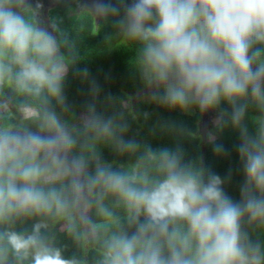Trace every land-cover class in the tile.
Masks as SVG:
<instances>
[{
    "label": "clouds",
    "instance_id": "clouds-1",
    "mask_svg": "<svg viewBox=\"0 0 264 264\" xmlns=\"http://www.w3.org/2000/svg\"><path fill=\"white\" fill-rule=\"evenodd\" d=\"M56 1L0 0V89L40 100L29 118L47 133L0 128V225L8 226L0 230V264L9 254L16 264H78L47 242L43 221L30 234L11 225L36 216L67 220L74 231L73 214L90 223L85 212L91 207L99 217L92 227L102 236L100 264H264V250L242 227L245 218L264 227V0H120L109 6L123 13L117 22L140 42L142 65L163 87L167 107L230 106V114L220 116L240 134L245 182L239 202L218 174L184 162L178 150L145 145L136 159L113 167L96 145L125 127L94 112L79 127L61 119L52 102L69 111L63 94L68 64L44 28L46 18L52 25ZM92 1L96 8L80 0L77 10L84 5L79 11L97 23L104 0ZM250 104L262 113L254 134L243 123ZM209 117L219 118L215 110ZM115 143L122 155L140 150L132 140ZM214 151L223 153V145ZM109 198L123 208V221Z\"/></svg>",
    "mask_w": 264,
    "mask_h": 264
},
{
    "label": "trees",
    "instance_id": "trees-1",
    "mask_svg": "<svg viewBox=\"0 0 264 264\" xmlns=\"http://www.w3.org/2000/svg\"><path fill=\"white\" fill-rule=\"evenodd\" d=\"M79 4L80 0H57L49 10L54 36L68 64L63 94L69 111L62 112L61 107L53 101L56 112L65 114L67 122L74 119L77 113H84L89 119L90 112H94L105 120H112L117 126L125 127L112 141L102 139L96 145L101 159L112 163L113 167L136 159L143 153L145 145L153 149L178 150L183 154L184 162L198 164L218 174L224 181L225 192L239 202L245 182L243 161L238 155L240 134L238 129L231 126L228 116L223 117V120L228 121L226 124H222L220 116L221 111L230 114V106L221 102L219 108L212 109L219 116L217 125L209 129L215 143L204 140L199 130L203 117L199 108L193 106L188 110H180L167 107L163 100V87L158 85L148 91L149 100L143 98L142 94L148 90L151 78L142 65V46L138 40L127 35L125 29L117 37L118 29L121 28L117 21L123 13H113L109 8L110 5H120L121 1L104 0L103 14L97 23L87 10L76 12ZM6 91L14 110L7 109L1 116L2 128L13 123L20 107L28 106L33 111L42 107L40 100L19 94L11 87L0 89V100ZM261 115L256 107L249 105L243 123L250 134H254L257 127L254 121ZM119 138L137 142L140 150L135 155H122L115 143ZM216 144L223 145V153L214 151ZM110 206L123 221V208L115 207L114 200ZM73 215L74 231L69 230L67 220L36 216L21 218L11 227L15 231L30 234L33 225L43 221L47 227L41 228V234L51 246L61 251L65 259H76L78 264H100L102 236L92 227L99 222L94 207L88 208L87 219L90 223L84 221L86 227L94 232L93 235L86 232L77 213ZM60 223L64 225L63 228H59ZM5 227L8 226L0 225V230ZM242 227L249 238L259 243L264 250V227L248 224L246 218ZM7 264H16L11 254ZM24 264H30V259Z\"/></svg>",
    "mask_w": 264,
    "mask_h": 264
},
{
    "label": "rangeland",
    "instance_id": "rangeland-1",
    "mask_svg": "<svg viewBox=\"0 0 264 264\" xmlns=\"http://www.w3.org/2000/svg\"><path fill=\"white\" fill-rule=\"evenodd\" d=\"M50 1V0H48ZM52 1H56V0H52ZM103 0H97V2H100ZM50 6H46V8H49ZM85 8L84 5L80 6L79 9ZM79 9L76 10V12H79ZM101 10V9H100ZM51 17V16H50ZM39 26L43 27L42 24H40ZM44 28H46L48 30L49 33H51L53 36L54 34L52 33L53 31V27L52 25L49 23L48 19L46 18V22L44 21ZM121 29H119V31L117 32V37H119L121 35V31L124 29L123 26L121 25ZM55 37V36H54ZM155 86H157L156 83L154 82H150L149 83V87L148 90H146L145 93H143L142 95H144V99L149 100L151 97L148 94V91H151ZM14 110V105L11 103L10 97L8 95V91H6L1 100H0V117L1 115L4 114V112L7 110ZM20 111H18L16 114V118L13 121V123L11 124L10 128H12L14 131L16 132H24L25 130L27 131H31L34 134H38V135H47V133H43L41 132L36 124V121L34 119H30L29 118V114L34 112L30 107L28 106H22V108H19ZM210 112H212L211 109L207 110V111H202V120L200 121L199 125H200V132L204 137V140L206 141H210V142H214V137L211 133H209V129H211V127L216 126L219 120V118L215 117V118H211L209 117ZM206 113V114H205ZM61 116L62 120L66 119V115L63 113L58 114ZM68 116V115H67ZM71 117V116H70ZM88 120V117L84 114V113H77V115H75V118L72 119L69 123V125H75V126H80L81 124L86 123ZM0 128L1 127V120H0ZM9 128V127H8ZM79 220L81 221L82 225L85 227L86 232L88 231L90 233V235H93L94 232L92 230H90L89 228L86 227V224L84 222V220L81 219L80 214L77 213ZM86 217L88 216V209L85 212ZM64 225L62 223L59 224V228H63Z\"/></svg>",
    "mask_w": 264,
    "mask_h": 264
},
{
    "label": "flooded vegetation",
    "instance_id": "flooded-vegetation-1",
    "mask_svg": "<svg viewBox=\"0 0 264 264\" xmlns=\"http://www.w3.org/2000/svg\"><path fill=\"white\" fill-rule=\"evenodd\" d=\"M36 0H29V3H34L35 4ZM86 4L89 6V7H93V8H96V5L94 4V2L92 0H85ZM46 3L43 4V6H45Z\"/></svg>",
    "mask_w": 264,
    "mask_h": 264
}]
</instances>
